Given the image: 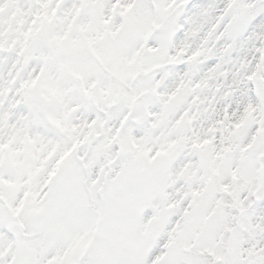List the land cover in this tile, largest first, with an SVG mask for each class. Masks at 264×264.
Returning a JSON list of instances; mask_svg holds the SVG:
<instances>
[{"label": "snow or ice", "instance_id": "1", "mask_svg": "<svg viewBox=\"0 0 264 264\" xmlns=\"http://www.w3.org/2000/svg\"><path fill=\"white\" fill-rule=\"evenodd\" d=\"M0 264H264V0H0Z\"/></svg>", "mask_w": 264, "mask_h": 264}]
</instances>
